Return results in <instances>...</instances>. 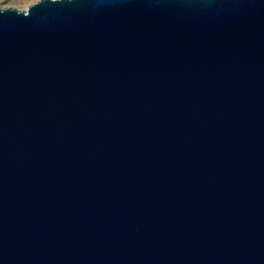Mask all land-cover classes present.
<instances>
[{
  "label": "water",
  "instance_id": "obj_1",
  "mask_svg": "<svg viewBox=\"0 0 264 264\" xmlns=\"http://www.w3.org/2000/svg\"><path fill=\"white\" fill-rule=\"evenodd\" d=\"M0 264H264V0L0 7Z\"/></svg>",
  "mask_w": 264,
  "mask_h": 264
},
{
  "label": "rangeland",
  "instance_id": "obj_2",
  "mask_svg": "<svg viewBox=\"0 0 264 264\" xmlns=\"http://www.w3.org/2000/svg\"><path fill=\"white\" fill-rule=\"evenodd\" d=\"M37 1L39 0H0V7H11L19 10H25Z\"/></svg>",
  "mask_w": 264,
  "mask_h": 264
}]
</instances>
